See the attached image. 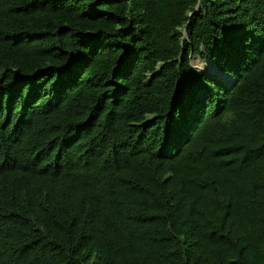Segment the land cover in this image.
Returning a JSON list of instances; mask_svg holds the SVG:
<instances>
[{
    "label": "trees",
    "instance_id": "trees-1",
    "mask_svg": "<svg viewBox=\"0 0 264 264\" xmlns=\"http://www.w3.org/2000/svg\"><path fill=\"white\" fill-rule=\"evenodd\" d=\"M0 264H264V0H0Z\"/></svg>",
    "mask_w": 264,
    "mask_h": 264
},
{
    "label": "rangeland",
    "instance_id": "rangeland-1",
    "mask_svg": "<svg viewBox=\"0 0 264 264\" xmlns=\"http://www.w3.org/2000/svg\"><path fill=\"white\" fill-rule=\"evenodd\" d=\"M192 65L200 70H203L205 72H208L210 74H217L218 72L215 68V66L211 63V61L208 58H202L198 55L192 56Z\"/></svg>",
    "mask_w": 264,
    "mask_h": 264
},
{
    "label": "bare ground",
    "instance_id": "bare-ground-1",
    "mask_svg": "<svg viewBox=\"0 0 264 264\" xmlns=\"http://www.w3.org/2000/svg\"><path fill=\"white\" fill-rule=\"evenodd\" d=\"M221 76L226 79V81L228 82V84H233L235 82V78L224 77L223 75H221Z\"/></svg>",
    "mask_w": 264,
    "mask_h": 264
},
{
    "label": "water",
    "instance_id": "water-1",
    "mask_svg": "<svg viewBox=\"0 0 264 264\" xmlns=\"http://www.w3.org/2000/svg\"><path fill=\"white\" fill-rule=\"evenodd\" d=\"M217 76V75H216ZM219 77V76H218Z\"/></svg>",
    "mask_w": 264,
    "mask_h": 264
}]
</instances>
